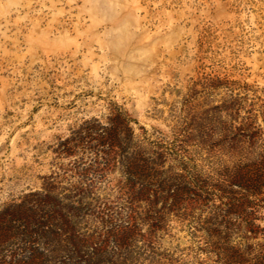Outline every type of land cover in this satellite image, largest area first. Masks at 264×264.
Returning a JSON list of instances; mask_svg holds the SVG:
<instances>
[{"label": "rangeland", "instance_id": "1", "mask_svg": "<svg viewBox=\"0 0 264 264\" xmlns=\"http://www.w3.org/2000/svg\"><path fill=\"white\" fill-rule=\"evenodd\" d=\"M24 194L84 202L106 264H264V0H0V206Z\"/></svg>", "mask_w": 264, "mask_h": 264}, {"label": "trees", "instance_id": "2", "mask_svg": "<svg viewBox=\"0 0 264 264\" xmlns=\"http://www.w3.org/2000/svg\"><path fill=\"white\" fill-rule=\"evenodd\" d=\"M139 158L129 152L121 160L125 171H140L144 166ZM83 205L53 194H24L2 204L0 264L108 263L82 232Z\"/></svg>", "mask_w": 264, "mask_h": 264}]
</instances>
